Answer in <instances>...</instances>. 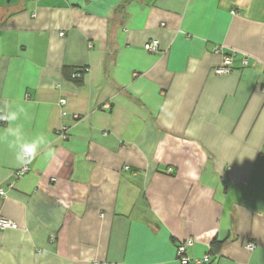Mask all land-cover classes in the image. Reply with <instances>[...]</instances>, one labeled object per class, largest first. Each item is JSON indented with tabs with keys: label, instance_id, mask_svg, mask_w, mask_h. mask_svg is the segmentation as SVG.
Listing matches in <instances>:
<instances>
[{
	"label": "crops",
	"instance_id": "obj_1",
	"mask_svg": "<svg viewBox=\"0 0 264 264\" xmlns=\"http://www.w3.org/2000/svg\"><path fill=\"white\" fill-rule=\"evenodd\" d=\"M263 87L264 0H0V264H264Z\"/></svg>",
	"mask_w": 264,
	"mask_h": 264
},
{
	"label": "built area",
	"instance_id": "obj_2",
	"mask_svg": "<svg viewBox=\"0 0 264 264\" xmlns=\"http://www.w3.org/2000/svg\"><path fill=\"white\" fill-rule=\"evenodd\" d=\"M145 48L149 51H157L159 49V40L152 39L145 44ZM216 51L221 52L220 48H217ZM236 52H232L230 54H223L222 63L215 68V72L218 74H227L234 70V58L236 56ZM242 65L247 66L249 64V57L248 55H243L241 59ZM83 72L77 71L73 73L74 77H79L82 75ZM264 90V87H263ZM62 103H65V99H61ZM2 121L5 122L6 118L3 117ZM63 137H66V132L63 130L61 131ZM30 170L28 163H23L21 167L16 171V177L21 178L23 177L28 171ZM171 170V169H170ZM6 190L4 188H0V196H5ZM7 227H17L16 223L12 222L11 220L1 217L0 216V228H7ZM194 243L193 238H187L184 240H180L177 244V257L181 264H201L202 262H209L210 256L209 254L205 255L203 258L191 259L188 255V248ZM249 249H253L255 247L254 242H249L247 244Z\"/></svg>",
	"mask_w": 264,
	"mask_h": 264
},
{
	"label": "clouds",
	"instance_id": "obj_3",
	"mask_svg": "<svg viewBox=\"0 0 264 264\" xmlns=\"http://www.w3.org/2000/svg\"><path fill=\"white\" fill-rule=\"evenodd\" d=\"M22 111V109H21ZM9 121H16L18 119V113L13 111L6 117ZM20 129L17 128L12 131V135L19 138ZM48 141L43 135L37 136L30 141L25 140L19 143V151L17 152V160L21 164L30 162L37 154L41 145L46 146Z\"/></svg>",
	"mask_w": 264,
	"mask_h": 264
},
{
	"label": "trees",
	"instance_id": "obj_4",
	"mask_svg": "<svg viewBox=\"0 0 264 264\" xmlns=\"http://www.w3.org/2000/svg\"><path fill=\"white\" fill-rule=\"evenodd\" d=\"M80 71L83 72V73H82V75H83L84 73L87 72V68H83V69H81ZM82 75H80L79 77H74V76L72 75V78H73L74 80H80V78L82 77Z\"/></svg>",
	"mask_w": 264,
	"mask_h": 264
}]
</instances>
